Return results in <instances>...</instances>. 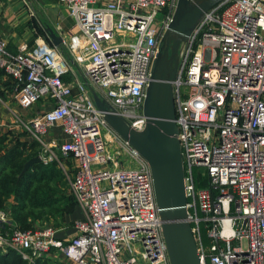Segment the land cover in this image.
Listing matches in <instances>:
<instances>
[{"label":"built area","instance_id":"built-area-1","mask_svg":"<svg viewBox=\"0 0 264 264\" xmlns=\"http://www.w3.org/2000/svg\"><path fill=\"white\" fill-rule=\"evenodd\" d=\"M60 1L74 19L61 35L66 54L42 36L11 52L0 36V68L22 109L43 102L17 125L74 161L68 187L82 217L68 239L50 224L14 227L0 246L30 261L170 264L150 167L108 125L92 91L130 128L145 127L146 87L177 0ZM177 57L176 136L199 264H264V0H219ZM52 126L61 139H46ZM7 218L0 210V222Z\"/></svg>","mask_w":264,"mask_h":264},{"label":"water","instance_id":"water-1","mask_svg":"<svg viewBox=\"0 0 264 264\" xmlns=\"http://www.w3.org/2000/svg\"><path fill=\"white\" fill-rule=\"evenodd\" d=\"M219 0H177L167 23L160 50L157 52L151 79L146 87L143 112L146 124L142 130L130 128L127 120L112 110L110 104L92 91L96 106L103 111L108 125L126 139L147 161L154 188L158 214L162 220V234L170 264H199L196 243L186 217L184 170L177 139V123L171 80L177 68V51L197 26L203 13ZM46 31L55 45L62 37L51 27ZM40 161L39 155L30 157L23 166Z\"/></svg>","mask_w":264,"mask_h":264},{"label":"trees","instance_id":"trees-1","mask_svg":"<svg viewBox=\"0 0 264 264\" xmlns=\"http://www.w3.org/2000/svg\"><path fill=\"white\" fill-rule=\"evenodd\" d=\"M35 144L33 139L26 142L12 132H0V210L9 215V221L0 222V226L5 229L11 224L27 228L49 219L60 226L75 207L73 195L65 193L64 175L54 162L34 161L22 171L24 163L38 153L33 150ZM0 264H25V260L13 248L0 249ZM33 264L64 262H48L45 257Z\"/></svg>","mask_w":264,"mask_h":264},{"label":"crops","instance_id":"crops-1","mask_svg":"<svg viewBox=\"0 0 264 264\" xmlns=\"http://www.w3.org/2000/svg\"><path fill=\"white\" fill-rule=\"evenodd\" d=\"M99 1L100 3L104 2V0ZM73 22V17L60 0H0V36L6 39L7 48L11 52H17L20 44H31L35 37L42 36L66 54L61 43L59 45L53 44L46 27H51L58 34L65 35ZM65 77L70 79L72 76L67 73ZM9 81L12 84L10 78ZM13 94L15 93L13 92ZM4 108V105L0 106V116L4 122L12 125H3L0 132L9 131L22 139L27 133L24 132L22 125H17L16 120L13 121L20 116L16 115L14 109H8V115ZM45 137L47 140L61 139L63 135L59 126H52L46 132ZM81 217V209L78 204H75L73 211L66 214L65 223L59 227L56 235L62 239L70 238L75 233V220Z\"/></svg>","mask_w":264,"mask_h":264},{"label":"rangeland","instance_id":"rangeland-1","mask_svg":"<svg viewBox=\"0 0 264 264\" xmlns=\"http://www.w3.org/2000/svg\"><path fill=\"white\" fill-rule=\"evenodd\" d=\"M177 59H178V57H177ZM9 78L10 77L5 72L0 70V106L1 105L5 106L4 110L6 111V113L8 115H9V110L10 109H14L17 116H20V117H23L25 119H28V117L30 116V114H31V112L33 110H35V109L38 110V109H43L44 108V106L42 105L43 102L40 101V102L35 103V105H33L31 108L22 109L16 102L15 94H13V92L15 93V91L13 89L12 84L9 81ZM9 83H10V86H9ZM1 119H2V117H1ZM15 120H17V117L13 121H15ZM24 132L27 133V135L23 136V138L25 137L24 139L22 138L23 141L28 142L31 139L36 141V144H35V147L33 148V150H36L38 153L35 154V155H39L40 153H42L44 156L45 155H49V154L52 155V157L51 158H47L46 161L41 160V159H40V161H42L43 163L54 162L55 165L59 169H61V171H62V173L64 175V190H65V193L67 195L70 194L68 185H69L70 177H71L72 172H73V163H74V161L71 158L62 157V154L58 150L57 146H52V145L51 146L50 145L47 146L46 144H43V143L37 141L36 139H34L27 130L24 129ZM12 140H13V138L10 139L9 142H11ZM26 151H29V149H27ZM63 164H66L67 167L64 168ZM200 169L201 168L198 169V173H199ZM204 182H205V180H204ZM8 217H9V215H8ZM6 221H9V218H7ZM47 224L55 226L54 225V221L52 219H49L47 221L45 220L43 222H37L35 224V226H41V225H47ZM61 226H63V225L60 224V226L56 225L55 227H57L59 229V227H61ZM14 227H15V224H13V225L11 224V228L13 229ZM31 227H34V225L30 226V227H27V228H31ZM11 228L10 229H5L2 226H0L1 235L4 236L5 238L8 237L10 235V233H11V230H12ZM242 244L245 245L246 241L243 240ZM9 248H11V247L8 246V245H5V244H3V247L0 246V249L3 250V251H6ZM17 253L25 260V264H33L36 261V259H34L33 261L27 260L18 251H17ZM64 259L65 258L62 257L61 255H59V257H57V258L46 257V260L48 262L62 261V262H64V264H68Z\"/></svg>","mask_w":264,"mask_h":264},{"label":"flooded vegetation","instance_id":"flooded-vegetation-1","mask_svg":"<svg viewBox=\"0 0 264 264\" xmlns=\"http://www.w3.org/2000/svg\"><path fill=\"white\" fill-rule=\"evenodd\" d=\"M177 63H178V59L176 60V63H173V64H176L177 65Z\"/></svg>","mask_w":264,"mask_h":264}]
</instances>
